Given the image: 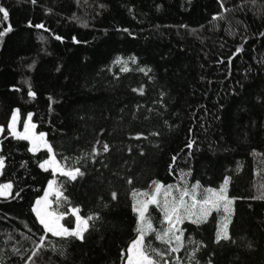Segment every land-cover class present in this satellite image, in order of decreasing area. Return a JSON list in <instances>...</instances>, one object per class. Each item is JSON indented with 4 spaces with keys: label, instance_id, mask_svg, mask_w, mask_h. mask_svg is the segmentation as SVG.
Wrapping results in <instances>:
<instances>
[{
    "label": "trees",
    "instance_id": "1",
    "mask_svg": "<svg viewBox=\"0 0 264 264\" xmlns=\"http://www.w3.org/2000/svg\"><path fill=\"white\" fill-rule=\"evenodd\" d=\"M0 6L9 13L7 21L0 14V32L11 27L0 37V184L13 186L0 197V264H125L122 253L138 235L133 204L147 199L134 192H150L155 181L179 196L176 187L198 183L200 199L225 177L228 213L183 219L174 229L181 240L169 233L168 244L156 233L171 225L149 205L145 241L165 253L154 257L160 264H264V199L256 198L264 193V0ZM14 111L18 131L31 114L56 161L83 175L41 169L49 153L11 136ZM50 180L67 198L59 206L50 198V211L68 213L62 224L75 227L71 207L96 217L83 240L47 234L37 247L45 233L32 209ZM225 222L230 239L217 242Z\"/></svg>",
    "mask_w": 264,
    "mask_h": 264
},
{
    "label": "snow or ice",
    "instance_id": "2",
    "mask_svg": "<svg viewBox=\"0 0 264 264\" xmlns=\"http://www.w3.org/2000/svg\"><path fill=\"white\" fill-rule=\"evenodd\" d=\"M35 3V0H32ZM223 6V5H222ZM0 14H2V19L4 21L8 20L9 13L8 11L0 6ZM215 19V17H214ZM36 27H43L42 25H37ZM11 31V27L9 26L5 29L4 32H0V37L5 35V32ZM60 39V37H56ZM75 39V38H74ZM239 51V50H238ZM132 62L135 63V58H132ZM115 63L119 64L121 61L119 58L115 61ZM141 71H145L144 69H140ZM121 71H128L127 67H123ZM150 71V69L148 70ZM147 74V72H145ZM134 91H139L140 94H143V88L134 89ZM29 96L34 97L35 93L29 90ZM18 119V113L13 112L11 120L7 125V128L10 134L19 140H28L31 144L28 151L30 152H37L40 150L41 147L47 149L49 153V158L44 160L40 163V168L47 171L49 167L52 168L53 174L57 171L60 172L61 175L66 176L72 180H75L78 175H83L80 169L71 168V167H64L61 166L58 161L55 159V155L53 154L52 146L47 143L44 139L45 134L39 133L38 135L32 132V129H35L36 125L31 123V114H29L27 120L24 121V132L20 133L15 130V125ZM4 131L3 127H0V133ZM188 147H191V143H189ZM103 150L107 152L109 147L107 144L103 145ZM93 154H96V149L93 148ZM175 160V157L173 158ZM5 166V160L2 156H0V170H2ZM229 177H225L223 183L220 185L219 189H203V193H208L209 195H202L200 199H197V193L200 189V185L193 184L191 188L184 187H176V192L179 193L178 197L173 196L172 201H169L167 197L173 195V186L169 185L167 189L164 191L163 195L165 200L163 201V205L161 206L160 200L157 198L160 195L162 185L158 182H153V188L150 192H134L133 195H141L147 197L144 201H136L133 204V211L137 213V233L138 235L136 238L131 242V244L126 249V254L122 253L125 256L126 264H160V260L155 259L154 257H160L163 260L165 253H162L155 248L151 247V244H147L145 241V237L149 231H153L152 224L148 221L147 213L149 211V205H156L160 207L161 212L164 217V221L167 222L171 227L168 229L163 230L161 233H156V239L162 240L164 243L170 244V239H165L169 237V233H173L174 239L179 242L181 240V236L174 234L175 225L178 222H181L185 218H191L195 216L196 219L192 220V223H199L202 222L207 218V216L211 213L212 209L219 208L221 206V202H223V207L225 212L228 213L229 205L233 203V200L227 196V186L229 184ZM131 183V181H129ZM56 182L54 180H50L48 183V189L45 190L44 197L40 200L36 201V206L33 207L32 211L36 214L37 220L42 226L45 235L40 237L41 244L37 245L40 247L47 234H51L55 237L60 238H75L78 240L84 239V234L89 229V221L96 219V217L89 215L87 217H82L79 208L71 207L68 209V212L71 213L72 216L75 217V227L68 228L61 221L65 218L68 214L67 212H55L49 211L48 209L52 205V201L48 199L50 195L55 193L56 195V203L59 206V202L61 199L66 201V197H63V193L60 191L59 188L55 187ZM12 184H0V197H7L11 194ZM185 197H189L192 201L189 204ZM112 198L116 199L117 194L115 192L112 193ZM257 199H264V193L261 196L256 197ZM199 205V212L194 211ZM183 212V214H182ZM225 220H228V216H225ZM216 241L220 242L221 240L227 241L230 239L228 233V223L225 222L218 226L216 231ZM178 251V248H170V252ZM36 252H33V255H36ZM154 254V255H153ZM31 259V257H29ZM167 264V261L164 262Z\"/></svg>",
    "mask_w": 264,
    "mask_h": 264
},
{
    "label": "rangeland",
    "instance_id": "3",
    "mask_svg": "<svg viewBox=\"0 0 264 264\" xmlns=\"http://www.w3.org/2000/svg\"><path fill=\"white\" fill-rule=\"evenodd\" d=\"M32 123V122H31ZM15 130L17 131V132H20V133H23L24 132V126H23V129H22V131H18V119H17V122H16V125H15ZM32 132H34L35 134H37L38 135V133H36V130L35 129H32ZM12 136V135H11ZM44 139H45V137H44ZM46 140V139H45ZM28 143H29V145L31 146V144H30V142L28 141V140H26ZM42 150H46L47 151V149L46 148H44V147H41L40 148V150L39 151H42ZM39 151H37V152H39ZM37 152H32V153H37ZM49 171H51L52 172V174H53V170H52V168L51 167H49V169H48ZM1 171V170H0ZM57 175H61L60 174V172L59 171H57L56 173H55V175L53 174V176H57ZM48 189V188H47ZM167 189V187H162V189H161V192H160V195L157 197L159 200H160V202H161V205H163V201L165 200V197H164V195H163V193H164V191ZM45 194V193H44ZM44 194H43V196L41 197V198H43L44 197ZM55 193H53L52 195H54ZM52 195H50L49 197H48V199L50 200V198H51V196ZM10 195H8L7 197H9ZM173 196H174V194L172 195V196H169V197H167V199L169 200V201H172V199H173ZM6 197V198H7ZM175 197H178V196H175ZM3 198H5V197H3ZM40 198V199H41ZM40 199H38V200H40ZM51 201V200H50ZM187 201V200H186ZM188 203H190V200L189 201H187ZM192 202V201H191ZM151 205V204H150ZM36 206V203H35V205H34V207ZM200 206L199 205H197V208H199ZM217 209H224V207H223V202H221V206L219 207V208H214V210H217ZM49 211H50V208L48 209ZM196 209H194V211H195ZM213 210V209H212ZM35 214V213H34ZM182 214H183V212H182ZM209 216V215H208ZM35 217H36V214H35ZM37 218V217H36ZM74 219H75V217H74ZM38 221V220H37ZM76 223V222H75ZM40 224V223H39ZM50 234V233H49ZM125 264H126V262H125Z\"/></svg>",
    "mask_w": 264,
    "mask_h": 264
}]
</instances>
